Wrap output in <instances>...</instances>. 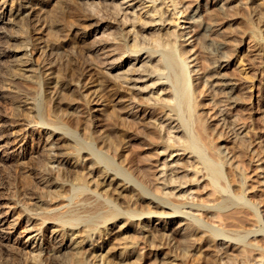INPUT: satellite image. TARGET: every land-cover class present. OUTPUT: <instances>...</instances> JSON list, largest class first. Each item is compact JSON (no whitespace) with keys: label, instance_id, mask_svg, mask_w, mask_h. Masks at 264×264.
Instances as JSON below:
<instances>
[{"label":"bare ground","instance_id":"obj_1","mask_svg":"<svg viewBox=\"0 0 264 264\" xmlns=\"http://www.w3.org/2000/svg\"><path fill=\"white\" fill-rule=\"evenodd\" d=\"M82 1L85 0H13L17 10L14 13L23 24H17L14 32L0 40V96L8 95L11 99L13 126L21 129L32 124L37 131L46 133L44 158L27 156L25 165L13 171L12 179L0 180L1 189H10L13 196L21 193L20 186L30 195V202L20 204L16 200L14 206L19 224L35 244L33 251L25 254L22 243L9 250L0 239V264H124V260L129 264H146L154 256V264H182L185 257L193 254L199 264H238L240 260L246 264L253 251L259 250L264 256L263 244L258 241L255 245L247 239L253 231H264L258 204L246 197L244 178L232 193H224L228 187L226 177L232 176L235 181L236 174L233 168L226 172L223 166L228 155L222 158L220 152H208L213 142L210 130L203 114L197 112L203 90L194 84L197 74L190 76V62L184 56L191 51L186 45L192 41H180L178 37L191 29L179 32L172 27L179 25L176 7L183 0H90L89 4L96 7L93 11ZM173 5L174 11L169 8ZM12 6L8 10L10 16ZM197 19L201 20L193 19L194 23ZM196 24L201 42L189 56L197 52L191 57L194 61L200 58V51L211 71L210 77L217 78L215 71L221 65L216 62L223 56L220 47L207 46L213 25L202 21ZM102 25L114 29L113 36L108 33L116 40L113 48H108L109 38L90 42L92 28ZM149 32L151 37L147 36ZM88 53L92 60H88ZM106 64H113L110 72L115 78L106 75ZM139 82L145 83L144 87L138 86ZM158 86L170 100L153 96ZM153 117L161 126L152 123ZM163 128L168 131V138ZM7 131L8 126L3 133ZM40 142L36 140L37 146ZM143 144L148 149L163 147L164 153L170 150L168 153L178 156V160L191 153L201 164L199 170L208 177L205 176L213 203L191 202L187 196L182 202L171 200L175 190L165 188L181 186L182 178L176 183L178 176L175 167L169 166L167 156L157 171L162 178V190L152 191L140 181L136 163ZM187 204L199 210L201 217L184 210ZM209 207L216 209L220 227L213 224L216 219L210 221ZM155 213L160 217L175 216L169 221H155L147 228L141 225L139 234L130 240L113 236L114 227L121 221L132 226L134 217L148 214L150 223L151 214ZM249 223L257 228L252 230ZM155 224L159 226L154 228ZM234 249L245 252L244 258L239 255L238 263L231 252Z\"/></svg>","mask_w":264,"mask_h":264},{"label":"rangeland","instance_id":"obj_2","mask_svg":"<svg viewBox=\"0 0 264 264\" xmlns=\"http://www.w3.org/2000/svg\"><path fill=\"white\" fill-rule=\"evenodd\" d=\"M89 1L90 0H85V1H82V3L88 10L92 9L93 11L96 7H94V5H90ZM106 2H110V0H106ZM129 4L130 2L124 4L123 6L125 7ZM11 6L13 7L12 16H10L11 12L9 13L8 11L11 9ZM178 6L176 7L175 5H173L169 7L170 9H173V11L175 10L174 7H176V11H178L177 12L178 17L180 18V19H177V22L179 23V25H176L177 27L176 26H172V27H174V29L178 30L179 32H182V31L187 32L191 29L188 33H185L183 36L180 35L178 37L180 38V41L184 39H188V38H190L188 39V42L192 41V44L186 45L187 50H191V51H188V53L187 51H185L187 55L184 54V56L188 57L187 61L188 63L190 62L189 63V68L191 69L190 76H192L193 74H197L195 75L196 78L194 77L195 78L193 81L194 84H198L200 88L203 90V92L201 93L202 99L200 98L202 102H201V105L197 108V112L200 115L203 114L202 118L204 117L203 119L205 120V123L210 130L209 134L213 142H211L212 144H210V148L209 149L207 148L208 152L211 150H213L215 153L220 152L219 154L222 155V158L228 155L226 158L223 159V166L224 168L226 167V172L229 168L234 169V172L236 174L235 175L236 180L235 181L231 180L232 176H230V178L226 177L225 179V182L227 183L226 186H228L229 188L227 187V191H225L224 193L226 192L232 193L233 187L240 186V183H241L240 181H243V178H244V181L242 182V184L245 182V184H243V189L246 190V192L244 191V193L247 198H252L253 200H255V203L258 204L257 208H258V213H259V219H260L261 225H263L262 227H264V209H263L264 201L262 202L260 201L262 197L264 198V43H263L264 42V0H197V1L196 0L195 1L194 0L193 1L183 0L182 3L178 4ZM138 8L139 6L137 7V10H139ZM179 9H181V11ZM128 10H130V8H128ZM209 11L212 13H209ZM14 12L17 13V10L15 9V3H13V0H9V1L0 0V40H2L1 38H3L4 40L5 36L14 32L15 29H17L16 28L17 24L19 26L20 24L21 25L23 24L22 23L23 20L18 15H16ZM197 14L198 15L202 14V16L198 17ZM13 15H14V18H13ZM123 16H120V20L123 18ZM191 16H194V17L196 16L195 18L193 17V19L200 18L201 20L197 19V21L199 20L198 22L202 21V22H205L206 24L212 23L211 25H213V31H211V34L209 36L210 40L207 39V42H208L207 46L210 45L211 47L209 46L208 48H213V49L216 48V46L220 47L222 49L221 50L222 56L223 57L225 56L224 58L222 57V59L220 58L218 62H216L217 64L219 63L221 65V67L217 68V70L215 71L216 73L214 72L216 77L218 75L217 78L210 77L209 74L211 73V71L208 70L206 59L204 58L203 54H201L200 51H198L200 53L199 54L200 58H197L199 60L195 59L193 61L191 58V57H195V55H198L197 52L195 55H192L191 57L189 56L192 52H194L198 48L201 42V37H199V35L197 34L198 24L196 23L198 22L195 21L194 23V20L192 19ZM212 16L213 18H211ZM19 18H20V21H19ZM191 21H193L194 24ZM170 25H173V23L169 24L168 26ZM112 30L114 29L108 28V26L104 27V25L100 27L92 28L91 32L94 34H92L90 42H93L92 40L96 41V40H101V39L104 40V39L109 38L111 40H109L108 42L110 46L112 47L109 46L108 48H113L116 44V40L112 39V37L109 36V35L113 36L111 33ZM108 33L110 34L108 35ZM149 34L151 33L149 32L147 36L151 37V35ZM200 36L203 37V35L201 34ZM213 39L215 40L213 41ZM180 41H178V43ZM117 51H112V53H116ZM229 54H231V56ZM91 56L92 55L90 53L88 55V60H92ZM106 65H107L106 67H103V70L105 71L106 75H108L109 77L113 76L112 78H115V75L110 72V68L113 66V64H110V65L106 64ZM205 77H208V78H205ZM144 84L145 83L139 82L138 86L141 85L142 87H144L143 86ZM207 87H209L210 89ZM229 87H232V90H229ZM149 88H146V90L147 89L149 90ZM155 92L156 93L152 91L151 94L153 95L154 93L153 96L156 98L158 95H159L158 98L165 97L163 98L165 100H170L171 98L169 95H166L163 92V88L160 86H158L157 89H155ZM159 92L160 94H158ZM216 93H218L219 95ZM131 101L132 100H130L129 103H133ZM11 107L12 106H11L10 97H8V95H5V97L0 96V180L1 179L8 180L9 177L11 178L12 177L11 175H13L14 173L13 171H15L18 166H19L18 168L20 169L21 167H23V165H25L24 161L27 159V156L28 157H38L39 155L43 156V154H46V152H44L46 150V148H44L46 147V142H45L46 133L42 131H37L36 128L32 126V124H27L23 126L21 129H19L18 126L14 127L13 125L15 124H13L12 122V112H11L12 108ZM152 123L153 124L156 123L157 125L159 124L161 126V122H159V120H157L156 117H153ZM6 126H8L7 132L9 133L6 132L5 134L3 133V129ZM162 132L166 134L165 136L167 138L169 137L168 131L166 130L164 131V128ZM2 133L3 135H1ZM38 139L41 140L39 146H37V143H36V140ZM142 146L143 147L139 148L140 150L139 153L141 155L139 154V158L136 163V168H137L136 174L138 175V178L140 179V181H143L144 183H146L151 188L152 191L154 190L156 192L158 190L159 191L162 190V187H160L162 186V183H161L162 178L160 176V172L157 173V171L159 167L162 168L163 162H165L164 158L167 156L166 160H169L168 162L170 163L169 166L170 167L172 166V168L175 167V172L177 173V174L175 173V175L178 176V177L176 176L177 177L176 183L177 182L180 183V180L182 178L181 186L172 185V186H168V188H165V190H168V191L175 190L174 191L175 197L172 196L171 200L173 199V201L182 202L188 199V201L191 200V202H198V203L208 202L209 203L210 201L209 204L213 203L211 202V197H210L212 196L210 194L211 189H209L210 187L207 188L208 187L207 186L208 177L207 175L203 174V170H199L201 169V164L199 165V163L196 162L193 156H191L192 155L191 153H187L186 154L187 156L184 155L183 158H180L182 160L180 159L178 160L177 159L178 156L176 157L174 155L171 156L168 153L170 150H167L164 153L163 147L156 148L155 146V148L153 147V149L151 148L148 149V145L143 144ZM219 147L221 149H224L225 151L221 150ZM241 147L245 148L244 150L245 152L242 151ZM174 153H176V151ZM230 157L233 159L231 160ZM173 158L177 159L178 161L177 160L174 161ZM257 158H259V160ZM176 163L178 164L176 165ZM195 163L198 166H196ZM247 165L249 166L247 167ZM239 169L241 171L243 169V171L241 172ZM168 172L170 173L171 170H168ZM25 173H29V172L25 171ZM190 175L192 178L190 177ZM169 176L170 175H168V177ZM205 176L207 178H205ZM186 178H188V181L186 180ZM193 178L195 182L192 183V181H194ZM190 179H192V181ZM172 184H175V183H172ZM247 185L249 188L247 187ZM21 187L22 186H20L21 193L18 194V196L16 197L13 196V193H11L10 189H8L7 191V190L1 189L0 187V220H1L0 221L1 222L0 223V239L2 240V244L3 245L5 244L4 247L9 250L11 249V247L19 248L20 243H22L23 250L25 251V252L23 251V253L29 254L30 252L33 251L35 244L30 242V239H29L30 236L26 235L27 230L24 231L25 230L24 227L19 224L20 220H19L18 215L15 214L16 207L14 206L15 205L14 203L16 202H19L21 204L22 201L30 202L31 200L30 195L24 193L23 192L24 188L22 187L23 188L22 189ZM177 195H178V198H177ZM182 196H185L184 199L182 198ZM186 196H187V199H186ZM194 197H197V198H194ZM203 197L206 200L203 199ZM257 199L259 200V203H257L258 202ZM121 202L123 203L125 202L124 204L122 203L123 205H125L126 204L125 198H122ZM19 203H17V205H20ZM183 209L187 211H191L192 213L194 212L193 213L194 215L197 214L196 216L201 217V215L199 214L200 211L199 210L197 211L196 209H191L188 204L185 205ZM209 210L210 212L208 213V216H210V221L214 222V220L216 219L215 222L214 223L212 222V223L220 227L221 224L219 223L221 222V220L217 216V212H215L216 209L214 207H209L208 211ZM158 215L159 214H156V213L151 214L152 220L150 223L147 222L148 214L136 216L134 217V220L136 219L134 222L135 224L133 223L132 226L131 224L126 225L125 221H121L118 225L114 227L113 236L118 237V238L123 237L127 240H130V238L136 237L139 234V230L142 229L141 225L142 226L145 225L146 227V225L148 224L153 225L155 221H161V220L169 221L173 216H175V214L165 215L164 217H160ZM253 219L254 217H252L251 219L252 221H250V223L252 222V224L254 223ZM250 223L247 226L249 227L251 226V228L253 227L252 230H255L257 227L254 225L252 226V224ZM158 226L159 225L155 224L154 228H157ZM160 231L162 232L164 231V229H161ZM227 239L228 238L226 237L225 240ZM247 239H249L253 243L255 242L254 243L255 245L256 244L258 245V241H260L259 245L263 244L262 246H264V231H259V232L253 231L250 234H248ZM219 242L221 241L219 240ZM219 247H221V245L218 246L217 248ZM155 250L156 249L154 248L152 251H155ZM232 251L234 252L233 254L235 255L234 256L235 259L237 257L236 259L237 263L239 262L241 258H244L245 252H243L242 250L234 249V250H231V252ZM240 251H242L243 253H241ZM252 253L251 255H253L254 258H252V256L249 254L250 258L248 257L247 260H249L250 262L248 261V263L246 264H264V261H263L264 256L261 257L262 254L260 253L259 250H256V252L253 251ZM218 254H220V252H218ZM193 255H189L187 256V258L185 257V260H183L182 264L183 263L184 264H199L197 260V255L196 256L195 255L193 256ZM239 255L241 256L243 255V256L242 257L240 256L241 257L240 258ZM179 256L182 257L181 255ZM154 257H151L150 261L148 260L146 264H149V263L154 264L155 261L157 262V258L155 257L156 258L155 260ZM258 257L260 260L258 259ZM125 261L126 260L121 261V262L124 264H126V262L127 264H129L130 262V261L125 262ZM240 262L243 263L242 260H240Z\"/></svg>","mask_w":264,"mask_h":264}]
</instances>
